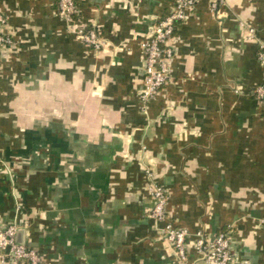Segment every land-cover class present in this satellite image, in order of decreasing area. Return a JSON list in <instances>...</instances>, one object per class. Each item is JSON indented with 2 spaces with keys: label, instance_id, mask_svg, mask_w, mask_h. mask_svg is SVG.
<instances>
[{
  "label": "crops",
  "instance_id": "0c3cea01",
  "mask_svg": "<svg viewBox=\"0 0 264 264\" xmlns=\"http://www.w3.org/2000/svg\"><path fill=\"white\" fill-rule=\"evenodd\" d=\"M75 2L101 50L58 0H0L14 39L0 71V226L24 229L41 264H205L192 244L179 261L149 216L151 169L175 225L230 231L231 264H264V0H199L146 110L142 43L175 0Z\"/></svg>",
  "mask_w": 264,
  "mask_h": 264
},
{
  "label": "built area",
  "instance_id": "2783aa9c",
  "mask_svg": "<svg viewBox=\"0 0 264 264\" xmlns=\"http://www.w3.org/2000/svg\"><path fill=\"white\" fill-rule=\"evenodd\" d=\"M198 1L175 0L170 13L153 27L150 38L142 43L145 76L139 97L143 110L171 82L170 60L175 53L172 41L176 27L187 18ZM225 3L226 0H212V9L218 11ZM58 12L81 41L96 51L103 48L104 40L98 30L75 20L79 12L75 0H58ZM6 22L5 15L0 12V71L3 53L14 44L12 35L5 30ZM253 37L254 29L249 28L248 38ZM258 58L264 66V45L258 51ZM255 92L258 100L264 102V83L258 85ZM147 176V191L154 201L149 216L155 222L163 223L160 232L173 248L178 260L186 261L188 246L192 244L205 264H231L235 255L230 231L209 236L204 230L193 234L186 228L178 227L167 215V190L156 179L153 170L148 169ZM18 227L17 223L0 226V264H41L42 257L35 248L17 242Z\"/></svg>",
  "mask_w": 264,
  "mask_h": 264
},
{
  "label": "water",
  "instance_id": "95a60500",
  "mask_svg": "<svg viewBox=\"0 0 264 264\" xmlns=\"http://www.w3.org/2000/svg\"><path fill=\"white\" fill-rule=\"evenodd\" d=\"M23 230H24V229H22V228H18V230H17L16 239H17V242H18L19 244H24L23 239H22L21 237H19V233H20L21 231L23 232Z\"/></svg>",
  "mask_w": 264,
  "mask_h": 264
}]
</instances>
